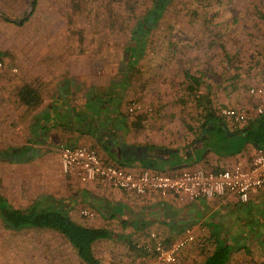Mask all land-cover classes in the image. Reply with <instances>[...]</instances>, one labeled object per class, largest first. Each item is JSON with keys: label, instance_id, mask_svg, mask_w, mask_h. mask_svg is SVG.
Listing matches in <instances>:
<instances>
[{"label": "crops", "instance_id": "0c3cea01", "mask_svg": "<svg viewBox=\"0 0 264 264\" xmlns=\"http://www.w3.org/2000/svg\"><path fill=\"white\" fill-rule=\"evenodd\" d=\"M214 6L218 12L207 16L210 30L184 28L185 14L164 12L146 33L132 37L130 32L127 40L115 41H106L101 31L93 36L87 30L73 32L60 14L45 16H51L52 28L43 24L36 30L39 52L51 54L49 64H37L34 75L41 84V103L32 111L25 108L21 130L26 140L10 137V149L4 151L26 155L16 163L0 160L10 171L16 166L28 170L4 175L5 187L13 183V190H0L7 205L18 211L33 203L51 205L81 227L104 230L107 237L92 248L100 264L150 263L151 256L135 251V245L151 242L150 234L169 245L186 229L195 240L179 252L176 264H201L219 240L236 251L228 264H264V189L251 191L245 204L232 194L179 202L155 192L138 196L99 182L82 184L64 175L60 164L62 146L94 150L104 165L134 174L171 175L188 165L219 172L239 159L249 161L257 147L242 132L259 119L253 114L257 98L248 90L264 83V0H215ZM145 16L136 21L148 20ZM199 17L205 20L203 14ZM190 47L196 48L197 64L183 60ZM221 50L227 51V64H220ZM209 52L212 64L203 59ZM93 61L104 64L105 76L91 74ZM133 102L143 110L128 112ZM222 108L246 110L253 119L245 126L209 119L218 117ZM53 163V172L48 171L46 166ZM35 165L41 171L34 174L30 170ZM18 181L35 184L21 196L25 205L13 207L10 201L20 197L9 194L15 193ZM82 211L93 217H83ZM0 224L8 232H52L72 252L61 258L62 251L56 250L50 264H82L76 250L55 231L12 230L1 215ZM199 243L201 254L192 253ZM258 244L261 253L249 252L248 246Z\"/></svg>", "mask_w": 264, "mask_h": 264}, {"label": "rangeland", "instance_id": "374dc122", "mask_svg": "<svg viewBox=\"0 0 264 264\" xmlns=\"http://www.w3.org/2000/svg\"><path fill=\"white\" fill-rule=\"evenodd\" d=\"M30 1L0 0V15L11 19H20L27 12ZM152 1L36 0V5L32 10L31 16L21 24H13L0 17V62L2 64V68L0 69V152L10 149L8 147L9 143H7L10 137L18 138L22 142L26 140V136L22 134L21 130V122L25 121L26 118V109L17 101L16 94L18 89L24 85L33 86L38 91L40 90L39 92L42 90L41 84H37L34 81V75L37 71V64H43L42 62L49 64L48 58H51V54L46 49V54L39 52V46L36 43V40L41 38L36 34L38 25L41 27L44 24L45 28H52L51 16H45L53 13L55 15L60 14L62 18L65 16L68 22H64L65 24L63 23V25H67L73 32L87 30L93 36L94 31H101L106 41L120 40L122 37L124 40H127L136 22V18L150 8ZM213 2L215 3V0H174L167 7L165 13L185 14L188 17V21L183 22L184 28L190 30L200 28L210 30L211 21L207 19V16L210 17L212 12H218V8L213 7ZM225 7L227 8V5ZM201 14L205 16L204 21L199 17ZM42 16L44 17L41 18ZM45 18H49V21H44L46 20ZM61 22L58 21V23ZM164 22L167 21L164 20L161 23ZM62 26L56 24V28H61ZM110 31L111 33L109 34ZM223 42L227 49V43L224 40ZM211 54L210 52L206 53V57L203 58L207 64H212L213 62H211ZM226 55L227 51L221 50L219 54L220 64H227ZM43 56H46L44 60L42 59ZM183 60H187V64H197L196 48L190 47L188 52L183 56ZM30 72L32 73V77H30ZM90 72L95 76L103 77L106 75L107 70L103 63L93 61L90 66ZM133 104L139 106V111L143 110L140 104L133 102L128 106L127 111ZM147 110L151 111L150 108ZM226 121L230 122L228 119ZM17 147H20V145ZM40 157L42 156H38V159ZM31 167L33 168V170H30L32 173H39L41 171L40 165ZM46 167L48 171L53 172L54 163ZM8 168V166L0 164V190H4L5 192L13 190V186H11L13 183L8 187L4 186L3 177L5 174H8V176L10 174L19 176L28 172V170H25V166L14 167L18 170L15 172L10 171ZM34 184L33 181H29L28 183L23 181L20 183L18 181L15 185V193L12 192L9 196L12 197L14 194L20 197V199L17 201L14 198L10 201V204L13 207L24 206L25 201L21 199V196L24 195V192L32 191ZM31 185L32 188H30ZM57 238L56 234L49 231L34 232L28 230L18 233L8 232L0 224V264H50L51 260L49 256L51 254L55 255L58 249L62 251V254H60L61 258H68V254H71L70 252L72 251L61 238ZM259 248L260 244L248 246L249 252L256 254L261 253ZM134 250L140 252L136 248V245L134 246ZM201 250L200 243L192 247V253H200ZM140 253L143 254L142 252ZM240 254L245 253L241 252ZM234 256L235 258H239L238 253L234 254Z\"/></svg>", "mask_w": 264, "mask_h": 264}, {"label": "built area", "instance_id": "2783aa9c", "mask_svg": "<svg viewBox=\"0 0 264 264\" xmlns=\"http://www.w3.org/2000/svg\"><path fill=\"white\" fill-rule=\"evenodd\" d=\"M248 93L257 98L253 114L263 115L264 83L249 89ZM139 109V106L133 104L128 112L133 113ZM219 115L238 126H245L253 119V115L246 110L222 108ZM59 157L63 174L74 177L82 184L99 182L138 196L155 192L161 198L172 196L179 202H191L232 194L240 203L245 204L249 201L251 191L264 189V150H257L248 162L237 160L228 170L211 172L188 165L180 173L171 175L148 171L134 174L118 167L104 165L96 151L82 147L62 146L59 149ZM81 215L86 218L93 217L89 211H82ZM150 238L151 242L136 246L140 252L151 256L150 263L147 264H176L179 252L195 240L191 229H186L182 237L169 245L157 240L155 234H150Z\"/></svg>", "mask_w": 264, "mask_h": 264}, {"label": "trees", "instance_id": "16d2710c", "mask_svg": "<svg viewBox=\"0 0 264 264\" xmlns=\"http://www.w3.org/2000/svg\"><path fill=\"white\" fill-rule=\"evenodd\" d=\"M174 0H153L150 8L145 12L148 20L136 21L132 28V37L138 32L151 29L159 22L160 16L166 11L169 4ZM36 0L33 4V9ZM32 14V13H31ZM144 17V19H145ZM17 101L26 109L32 111L41 103L39 91L29 85H24L18 89L16 94ZM257 122L248 126L247 131H243L244 139L253 143L257 150H264V114L258 116ZM211 120L223 121V117L211 116ZM26 152L10 151L0 152V160H9L19 162L25 158ZM0 215L5 226L12 230L19 229H47L59 233L76 250L78 258L82 264H100L93 255V244L107 237V232L99 229H88L81 227L71 221L67 215L55 210L48 205L40 207L33 203L27 210L18 211L11 209L6 201L0 197ZM216 244L214 250L209 253L201 264H228L234 252L233 246H230L222 240Z\"/></svg>", "mask_w": 264, "mask_h": 264}, {"label": "water", "instance_id": "95a60500", "mask_svg": "<svg viewBox=\"0 0 264 264\" xmlns=\"http://www.w3.org/2000/svg\"><path fill=\"white\" fill-rule=\"evenodd\" d=\"M34 1L35 0L30 1L29 8H28L27 12H25L24 15L20 19H11V18L5 17L3 15H0V17H2L3 19H5L8 22L13 23V24H21L31 15L32 10H33Z\"/></svg>", "mask_w": 264, "mask_h": 264}]
</instances>
